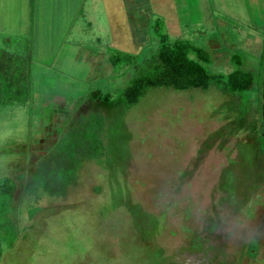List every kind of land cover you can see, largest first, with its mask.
<instances>
[{"label": "rangeland", "instance_id": "1", "mask_svg": "<svg viewBox=\"0 0 264 264\" xmlns=\"http://www.w3.org/2000/svg\"><path fill=\"white\" fill-rule=\"evenodd\" d=\"M123 2L113 20L87 0L85 17L66 5L77 19L53 21L57 6L41 3L30 21L28 0H0V48L30 55L33 93L0 106V182L15 184L0 264H264V0ZM157 19L208 51L210 73L240 55L254 86L154 87L127 106L120 93L154 54ZM109 48L138 62L115 70ZM95 113L104 156L81 160L59 196L25 194L37 162Z\"/></svg>", "mask_w": 264, "mask_h": 264}, {"label": "trees", "instance_id": "2", "mask_svg": "<svg viewBox=\"0 0 264 264\" xmlns=\"http://www.w3.org/2000/svg\"><path fill=\"white\" fill-rule=\"evenodd\" d=\"M157 48L150 59L139 67L137 75L126 85L120 95L127 106L139 102L149 88L164 87L175 90L191 88L208 89L214 84L222 93L235 96L250 90L255 84V75L243 68V59L234 54L230 61L235 68L228 74L210 73L206 64L211 61L208 51L187 39H171L164 22L155 20L151 25ZM108 61L115 70L127 68L138 62V54L108 49ZM33 97L31 58L0 48V106L26 104ZM105 122L100 114L82 116L75 127L60 139L56 151L41 158L23 191L27 195L39 190L59 196L76 180V166L81 160L100 159L105 154L102 134ZM15 184L9 179L0 182V238L7 239L8 246L14 242V225L8 217L7 206L11 202ZM149 252V250H148ZM150 254V252H149ZM153 254L145 264L158 258Z\"/></svg>", "mask_w": 264, "mask_h": 264}, {"label": "crops", "instance_id": "3", "mask_svg": "<svg viewBox=\"0 0 264 264\" xmlns=\"http://www.w3.org/2000/svg\"><path fill=\"white\" fill-rule=\"evenodd\" d=\"M42 1H47V0H28L31 6L28 12L30 21H33V19H35L36 17L42 18V16H39L42 13V10H40L37 7L41 3L43 4L49 3L50 5L54 4L55 6H57V8H55V14H51L52 16H50L51 18L53 17L52 18L53 21H72V20L77 19L75 16L73 17L70 14H68L69 10H71L70 8H68V11L66 12L67 6H72V10L70 13H73V15L85 17V15H87L88 13V9L83 8L87 0H74V1L73 0H48L49 2H46V3ZM102 2L106 6V9H107L106 11L109 16L108 18H111V20H113V14H114L113 12H115V9L116 10L118 9L120 11L121 5L123 6V4L125 3L123 2V0L122 1L121 0H102ZM118 5L119 7H117ZM32 6L34 7L32 8ZM49 9H48V12H49ZM34 14L36 15L35 18H34ZM36 19L35 21H37ZM31 28L35 29L37 28V25L36 26L32 25Z\"/></svg>", "mask_w": 264, "mask_h": 264}]
</instances>
